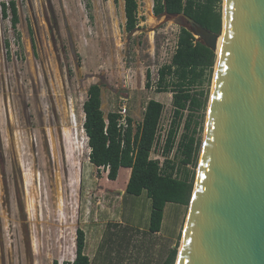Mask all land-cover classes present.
<instances>
[{"label": "rangeland", "instance_id": "1", "mask_svg": "<svg viewBox=\"0 0 264 264\" xmlns=\"http://www.w3.org/2000/svg\"><path fill=\"white\" fill-rule=\"evenodd\" d=\"M8 2L16 5L14 28L9 10L1 15ZM136 2L138 26L129 37L123 0H0V264H69L76 228L85 233L93 264H164L174 248L176 264L189 204L168 203L159 233H149L150 202L146 209L144 195L124 193L128 169L110 181L90 164L83 130L90 85H100L104 117L124 105L132 130L156 100L163 110L150 158L161 166L167 159L194 184L201 143L196 164L183 167L176 151L189 110L163 155L174 116L171 93L157 92V71L169 63L183 24L155 17L153 0ZM217 6L222 13L224 0ZM214 68L190 88L204 93L191 123L201 142Z\"/></svg>", "mask_w": 264, "mask_h": 264}, {"label": "water", "instance_id": "2", "mask_svg": "<svg viewBox=\"0 0 264 264\" xmlns=\"http://www.w3.org/2000/svg\"><path fill=\"white\" fill-rule=\"evenodd\" d=\"M165 17L216 54L176 264H264V0H224L220 34Z\"/></svg>", "mask_w": 264, "mask_h": 264}, {"label": "trees", "instance_id": "3", "mask_svg": "<svg viewBox=\"0 0 264 264\" xmlns=\"http://www.w3.org/2000/svg\"><path fill=\"white\" fill-rule=\"evenodd\" d=\"M125 16L124 30L130 37L138 26L136 0H123ZM221 0H153L152 14L155 17L184 14L208 31L220 34L222 13ZM14 28L18 15L14 2L1 4V15L7 18ZM216 54L207 49L183 26L180 27L177 49L169 64L157 71V92H170L173 119L171 128L166 133L162 154L167 156L174 147L177 129L184 110H189L184 123V131L177 143L176 151L181 155V165L185 167L196 164L201 139L196 138L195 127L191 129L192 118L204 104L203 92L191 93L190 88L202 83L206 71L213 69ZM149 72L146 73L145 87H149ZM163 106L156 100H149L144 108L141 124L132 130L131 120L127 118L128 127L123 136L117 129L118 115L108 113L106 117L101 110L100 85H90L87 98L82 104L84 114L83 130L89 147L88 160L96 169L108 167L107 179L115 181L120 168L130 169V175L124 193L135 197L145 193L150 200V213L147 231L159 233L163 220L164 208L168 203L188 206L192 182L181 179L179 168L172 162L164 160L161 166L158 160L150 158L159 144L158 125ZM198 125V124H196ZM85 234L82 229L75 230V256L69 264H93L84 253ZM174 248L164 264H174ZM57 264V262H53ZM67 264V263H63Z\"/></svg>", "mask_w": 264, "mask_h": 264}, {"label": "built area", "instance_id": "4", "mask_svg": "<svg viewBox=\"0 0 264 264\" xmlns=\"http://www.w3.org/2000/svg\"><path fill=\"white\" fill-rule=\"evenodd\" d=\"M177 41H178V35L176 37L173 38L172 40V43H170V59L172 57V55L175 53V50L177 49ZM170 62V60H169ZM169 64V63H168ZM126 108L124 105H122L119 110L117 111V115H118V118H117V129H118V132L121 134V136H123L126 128L128 127V123H127V114H126ZM160 123V122H159ZM104 169V168H102ZM105 170L108 172V167L105 168Z\"/></svg>", "mask_w": 264, "mask_h": 264}, {"label": "crops", "instance_id": "5", "mask_svg": "<svg viewBox=\"0 0 264 264\" xmlns=\"http://www.w3.org/2000/svg\"><path fill=\"white\" fill-rule=\"evenodd\" d=\"M101 106H102V102H101ZM101 110H102V108H101ZM129 175H130V169H128V173H127V178H126V182L124 183V185L127 183V181H128V178H129ZM142 195H144L145 197H146V195H145V193H143ZM148 202H150V200L146 197V202H145V208H146V206H147V203ZM176 205H178V204H176ZM181 206V208L183 207L182 205H180ZM166 207V206H165ZM180 208V209H181ZM147 209V208H146ZM164 210H165V208H164ZM180 211V210H179ZM149 213H150V211H149ZM164 214V213H163ZM144 215H145V220H146V227H148V220L146 219V217H147V213H145L144 212ZM149 219V218H148ZM162 222H163V220H162ZM162 225V224H161ZM85 234V233H84Z\"/></svg>", "mask_w": 264, "mask_h": 264}, {"label": "bare ground", "instance_id": "6", "mask_svg": "<svg viewBox=\"0 0 264 264\" xmlns=\"http://www.w3.org/2000/svg\"><path fill=\"white\" fill-rule=\"evenodd\" d=\"M223 11H224V8H223ZM222 35L219 37L218 41H217V49H216V53L218 54L219 53V50H220V46H221V43H222ZM216 66V65H215ZM209 106V105H208ZM177 263V261H176Z\"/></svg>", "mask_w": 264, "mask_h": 264}]
</instances>
